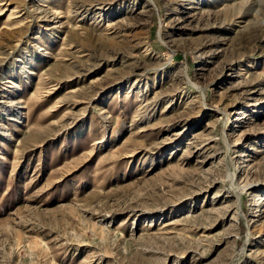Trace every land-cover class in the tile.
I'll return each mask as SVG.
<instances>
[{
    "label": "rangeland",
    "instance_id": "1",
    "mask_svg": "<svg viewBox=\"0 0 264 264\" xmlns=\"http://www.w3.org/2000/svg\"><path fill=\"white\" fill-rule=\"evenodd\" d=\"M0 264H264V0H0Z\"/></svg>",
    "mask_w": 264,
    "mask_h": 264
}]
</instances>
